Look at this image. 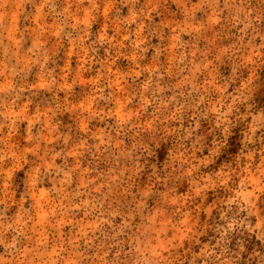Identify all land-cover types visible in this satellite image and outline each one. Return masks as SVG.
Listing matches in <instances>:
<instances>
[{
	"label": "clouds",
	"instance_id": "9594fccd",
	"mask_svg": "<svg viewBox=\"0 0 264 264\" xmlns=\"http://www.w3.org/2000/svg\"><path fill=\"white\" fill-rule=\"evenodd\" d=\"M0 264H264V0H0Z\"/></svg>",
	"mask_w": 264,
	"mask_h": 264
}]
</instances>
